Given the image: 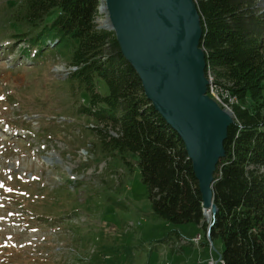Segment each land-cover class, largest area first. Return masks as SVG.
<instances>
[{
  "label": "rangeland",
  "instance_id": "rangeland-1",
  "mask_svg": "<svg viewBox=\"0 0 264 264\" xmlns=\"http://www.w3.org/2000/svg\"><path fill=\"white\" fill-rule=\"evenodd\" d=\"M20 3L0 0V264H222L200 225L153 212L135 156L101 137L116 136L110 123L91 127L89 93L66 79L61 52L20 54ZM207 78L212 97L229 91Z\"/></svg>",
  "mask_w": 264,
  "mask_h": 264
},
{
  "label": "trees",
  "instance_id": "trees-1",
  "mask_svg": "<svg viewBox=\"0 0 264 264\" xmlns=\"http://www.w3.org/2000/svg\"><path fill=\"white\" fill-rule=\"evenodd\" d=\"M20 2L14 22L26 31L13 35L26 42L20 54L37 59L49 48L75 67L66 79L89 93L90 115L116 130L107 139L100 134L105 142L135 156L153 212L167 223L200 225L204 237L220 241L223 264H264V9L258 0H196L204 70L238 100L214 172L216 211L208 234L190 159L145 96L113 31L96 27L100 0Z\"/></svg>",
  "mask_w": 264,
  "mask_h": 264
},
{
  "label": "water",
  "instance_id": "water-1",
  "mask_svg": "<svg viewBox=\"0 0 264 264\" xmlns=\"http://www.w3.org/2000/svg\"><path fill=\"white\" fill-rule=\"evenodd\" d=\"M107 23L153 108L179 136L204 208L216 211L214 171L232 114L206 95L202 28L194 0H104Z\"/></svg>",
  "mask_w": 264,
  "mask_h": 264
},
{
  "label": "bare ground",
  "instance_id": "bare-ground-1",
  "mask_svg": "<svg viewBox=\"0 0 264 264\" xmlns=\"http://www.w3.org/2000/svg\"><path fill=\"white\" fill-rule=\"evenodd\" d=\"M100 12L103 13V10H101ZM99 23H100L101 25H104V24L107 23V21H106L105 19H102V20L99 21ZM209 84L211 85V82H209ZM208 94H209L210 97H212V94H211L210 90H208ZM212 98H213L214 100H216V103H217V102H218V103H221V104H223V105L226 107V108H224V109L221 108V109H223L224 112L229 113V114H232V113L229 111V109H227V108H231L232 105L236 102V101H235L236 97H235L233 94H231L229 91H226V92H224V94L222 95V97H220V96H218V95H215V96L212 97ZM223 98L227 99V102L223 101ZM206 213L208 214L207 211H206ZM197 239H198V238H197Z\"/></svg>",
  "mask_w": 264,
  "mask_h": 264
},
{
  "label": "built area",
  "instance_id": "built-area-1",
  "mask_svg": "<svg viewBox=\"0 0 264 264\" xmlns=\"http://www.w3.org/2000/svg\"><path fill=\"white\" fill-rule=\"evenodd\" d=\"M195 240H197V237L195 238Z\"/></svg>",
  "mask_w": 264,
  "mask_h": 264
}]
</instances>
